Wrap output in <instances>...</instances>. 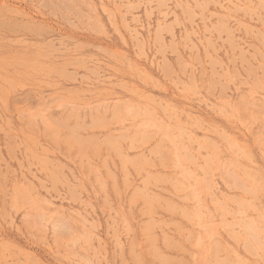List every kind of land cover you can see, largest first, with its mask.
<instances>
[{"label":"rangeland","instance_id":"1","mask_svg":"<svg viewBox=\"0 0 264 264\" xmlns=\"http://www.w3.org/2000/svg\"><path fill=\"white\" fill-rule=\"evenodd\" d=\"M0 264H264V0H0Z\"/></svg>","mask_w":264,"mask_h":264}]
</instances>
